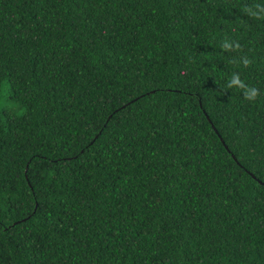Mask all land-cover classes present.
Instances as JSON below:
<instances>
[{
	"label": "trees",
	"instance_id": "1",
	"mask_svg": "<svg viewBox=\"0 0 264 264\" xmlns=\"http://www.w3.org/2000/svg\"><path fill=\"white\" fill-rule=\"evenodd\" d=\"M0 264H264V0H0Z\"/></svg>",
	"mask_w": 264,
	"mask_h": 264
}]
</instances>
